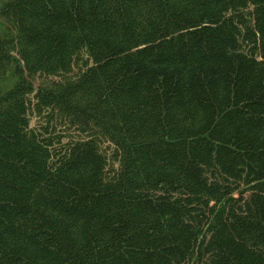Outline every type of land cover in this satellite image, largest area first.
I'll return each mask as SVG.
<instances>
[{
  "label": "trees",
  "instance_id": "obj_1",
  "mask_svg": "<svg viewBox=\"0 0 264 264\" xmlns=\"http://www.w3.org/2000/svg\"><path fill=\"white\" fill-rule=\"evenodd\" d=\"M0 264H264V0H0Z\"/></svg>",
  "mask_w": 264,
  "mask_h": 264
}]
</instances>
